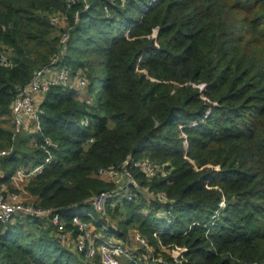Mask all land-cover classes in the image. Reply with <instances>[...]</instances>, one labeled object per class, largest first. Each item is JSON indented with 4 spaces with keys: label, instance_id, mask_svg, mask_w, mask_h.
I'll return each instance as SVG.
<instances>
[{
    "label": "trees",
    "instance_id": "1",
    "mask_svg": "<svg viewBox=\"0 0 264 264\" xmlns=\"http://www.w3.org/2000/svg\"><path fill=\"white\" fill-rule=\"evenodd\" d=\"M58 14L70 36L64 64L85 72L96 104L53 87L39 130L14 139L12 102L56 56L47 16ZM0 42L10 50L0 151L13 148L0 186L14 191L19 168L44 165L27 186L34 205L72 213L112 188L99 169L149 156L173 169L149 185L172 205L109 206L118 237L136 227L157 245V235L187 249L185 264H264V0H0ZM165 212L172 222L156 217ZM18 219L0 222V264H81L52 228Z\"/></svg>",
    "mask_w": 264,
    "mask_h": 264
},
{
    "label": "built area",
    "instance_id": "2",
    "mask_svg": "<svg viewBox=\"0 0 264 264\" xmlns=\"http://www.w3.org/2000/svg\"><path fill=\"white\" fill-rule=\"evenodd\" d=\"M75 3L76 0H71V4L74 5ZM47 19L53 26H58L60 21H64L66 24V17L61 14L50 15ZM69 38V34L64 33L61 36L56 56L51 58L47 66L35 71L31 80L19 88V92L11 105L14 139L21 134L31 133L29 132L30 123L33 119L38 121L43 114L40 107L42 104L41 99L46 96L51 88L58 87L62 90L74 91L77 89L87 91L89 89L87 76L82 72L73 73L64 64L69 50ZM9 57L10 50L0 44V63L3 66H10ZM82 123L87 127L89 120L84 119ZM90 143H93V141H90ZM45 146H54L50 138L45 139ZM12 151L13 148L0 151V163ZM164 167L147 160L129 158L119 167L110 166L99 169L96 174L97 177L107 184H112V189L101 191L92 196L88 200L87 206H85L91 210L84 213L79 211L85 207H74L72 209L75 210L72 213L68 211L54 213L52 210L39 208L34 204H26L20 200L17 193L0 188V222L7 224L24 216L35 219L46 218L55 227L56 233L63 242L69 241L68 236L71 233H67V231L69 228L72 229V234L75 236L73 241L76 244L74 246L88 261L98 260L101 264H141L134 253L127 251L124 244L116 237L115 232L110 237L107 236L112 227L99 217L103 218L106 215V209L109 206H120L124 202L137 201L141 197H144L148 202L158 201L161 204L172 205V200L165 193L159 192L151 196L153 192L146 191V188L138 182L135 176L136 173H140L148 179L166 178L169 172L165 171ZM43 170L44 165L21 167L16 174L33 179L40 175ZM67 216H69L68 221ZM155 236L161 245L158 236ZM136 239L145 244L141 236L138 235ZM145 245L148 247L147 244ZM186 251V248L182 249V253ZM157 264L166 263L158 261ZM174 264H185L184 255L181 254L178 259H175Z\"/></svg>",
    "mask_w": 264,
    "mask_h": 264
},
{
    "label": "rangeland",
    "instance_id": "3",
    "mask_svg": "<svg viewBox=\"0 0 264 264\" xmlns=\"http://www.w3.org/2000/svg\"><path fill=\"white\" fill-rule=\"evenodd\" d=\"M55 29H56L55 32H56L57 37H60V38L68 30L67 29V25L65 24L64 21H60L59 22V25L58 26H55ZM0 44L3 47H5L6 49L7 48L9 49V47L7 45L3 44L2 42H0ZM69 69H71V68H69ZM71 71L73 73H80V72L83 73L84 72L82 70L76 71L74 69H71ZM100 84L101 83L97 84V86H96L97 91L100 90ZM88 91H89V89H88ZM85 96H86V98L83 99V101H85L87 103H90L91 105L96 104V101H95L97 99L96 94L94 95L93 93L91 94L89 92ZM42 101H43V99H41V103H42ZM37 122H38L37 120H34L33 119L32 122L30 123L29 129H32L33 125L34 126L37 125L39 123V122L38 123ZM26 134H32V133H26ZM140 159L150 161L153 164H156V165H159V166L162 167V163L161 162H158L156 160H153L149 156H144V157H142ZM164 166L165 167L163 169L165 171H169L170 173L172 172L173 169H169L168 167H166V165H164ZM137 174H139V173H137ZM137 174H135V176H136L138 182L139 183H142L143 181H146V183H145L146 185L145 186H143L142 184L141 185L146 188V191H149V192H150L149 185L151 184V182H153L154 180H163L164 179V178H152V179H148L145 176H142L143 179L141 180V179H139L137 177ZM108 185L113 186L110 183ZM158 193L159 192H155L154 191L153 193H151L152 194L151 196H154V195H156ZM30 197H32V196H30ZM151 202L152 201H150L148 203H151ZM156 202H158V201H156ZM222 206H223V204H222ZM114 207L115 206H111V208H114ZM109 208L110 207H108L106 209V215H104L103 218L102 217H99V219L105 220L104 222H106L107 224H109L112 227V229H110L108 231L107 236L110 237L112 235V233L115 232L116 233V237L124 244V247L127 249V251L128 252H131V253H134L139 258L141 264H157L158 261H162V262H165L166 264H168L167 263L168 258H170L171 260L175 261V259H178L181 254L184 255V253H182V249H184V247H180V248H182V249H180L179 247L175 246L174 244H170V245L165 246V245H163L161 239H159L161 241V243H162L160 245L158 239H156V236H155V239L154 240H157V245L156 244H152V240L151 239H148L145 235H143L141 232H139L136 227H132V228L128 229V231H127V239L126 240L121 239L120 237L117 236V231L118 230L121 231V229L117 225V223L113 221V215L110 213ZM88 210H91V209L85 207L82 210H80L79 212L80 213H84L85 211H88ZM123 211H124V209H123ZM156 217L159 218L160 220H165L166 221V219H167L169 222H172L173 221V219L166 212L163 213V214L156 213ZM19 218H22V217H19ZM212 219L214 220V218H212ZM20 220H22V219L14 220L13 222H10V223H7V224H15L16 222H18ZM38 221H40V222L43 223L42 225H40V228L41 229L48 230V229L52 228V231H53L52 232V235H54L56 238H58L59 241H60V243H61V245L63 246V248H65L70 253L74 254L77 257V259L80 261L81 264H101L98 260L88 261L85 258V256L83 257L80 254V252L74 246V245H76L74 243V241H73V239L75 240V236L72 234V229L71 228H69V230L67 231V233H71L68 236L69 241L63 242L59 238V235L56 233L55 227L51 224V222L48 219L44 218V219H39ZM7 224H5V225H7ZM33 232L35 234H37L38 233V230L36 228H33ZM138 235L141 236L142 239H144L145 244H147L148 247L143 242H139L136 239V237ZM96 261H98V263Z\"/></svg>",
    "mask_w": 264,
    "mask_h": 264
},
{
    "label": "crops",
    "instance_id": "4",
    "mask_svg": "<svg viewBox=\"0 0 264 264\" xmlns=\"http://www.w3.org/2000/svg\"><path fill=\"white\" fill-rule=\"evenodd\" d=\"M77 99L79 100H83L86 98V94L89 93V91L83 89H77ZM38 123V122H37ZM39 130V123L37 125H33L32 129H30V132L32 134L36 133ZM32 146H35V143L32 142L31 143ZM4 177V171H3V167H2V162L0 163V179ZM32 180V178H26L23 176H19V175H15L13 177V181H12V187L14 189V191H11L6 185H1L0 188H2L5 191H10V192H15L20 196V200L26 204H35L37 201V198L34 197L32 194H30L27 191V186L29 184V182ZM32 197H30L28 194Z\"/></svg>",
    "mask_w": 264,
    "mask_h": 264
}]
</instances>
